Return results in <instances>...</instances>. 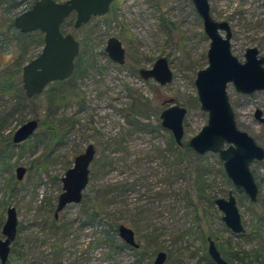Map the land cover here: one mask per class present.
Segmentation results:
<instances>
[{
    "label": "rangeland",
    "instance_id": "rangeland-1",
    "mask_svg": "<svg viewBox=\"0 0 264 264\" xmlns=\"http://www.w3.org/2000/svg\"><path fill=\"white\" fill-rule=\"evenodd\" d=\"M31 1L23 0L22 5L8 12L14 1L0 0V80L13 73L16 86L10 91L0 89V116L25 93L23 67L18 71L15 64L21 51L28 47L25 65L43 47H36L35 35L27 40L20 37L15 42L16 31L7 30L9 20L14 21ZM209 2L212 16L230 23L233 52L242 61L247 47L256 46L264 55V0ZM117 4L114 14L93 18L79 29L69 22L64 26L81 43L79 56H83L87 68L84 75L65 84L49 85L1 122L0 139L6 143L29 119L40 121L29 145L15 148L10 161L0 166L2 238L8 208L15 207L18 216L17 236L4 264H154L159 251L168 254L165 264H216L209 259V237L222 248L231 264H243L242 258L250 252L264 261L259 240L261 232L264 242V160L251 165L259 186V203L252 209L243 190L220 173L218 156L207 153L205 161L212 170L209 181L218 198H227L231 190L237 199L245 231L236 234L224 223L217 204L210 203L207 197L195 201L196 207L188 206L183 192L191 182L179 174L184 165L177 168L175 158L160 154L169 140L160 118L168 107L162 105L163 101L174 97L176 103L188 109L184 120L187 141L208 120L207 113L200 108L194 81L198 70L208 65L210 39L193 2L118 0ZM71 19L74 21L75 16ZM112 36L118 37L126 49L125 64L114 62L105 51ZM160 56L167 57L174 72L173 81L164 86L154 79H143L139 73L141 68H151ZM228 93L238 126L264 147V123L255 116L257 109L264 115V91L242 94L230 84ZM57 96L63 99H55ZM50 99L55 104L61 100L55 115L49 112ZM135 119L154 131L138 129ZM51 123L60 129L59 141L51 140L47 129ZM91 143L97 154L90 166L86 198L68 205L56 218L62 177L73 166L75 157ZM189 159L193 165L198 163L196 157ZM19 166L27 169L23 180L16 175ZM119 186L132 188L111 192V188ZM99 192L104 193L100 202L105 205L104 222L133 228L142 243L139 251L125 246L118 235L111 238L113 245L106 243L101 231L107 225H85L94 214L89 199ZM100 220L98 217L96 223Z\"/></svg>",
    "mask_w": 264,
    "mask_h": 264
},
{
    "label": "water",
    "instance_id": "water-1",
    "mask_svg": "<svg viewBox=\"0 0 264 264\" xmlns=\"http://www.w3.org/2000/svg\"><path fill=\"white\" fill-rule=\"evenodd\" d=\"M114 0H37L31 8L19 13L14 19V26L23 33L40 31L44 34L41 52L23 66V88L26 96L32 98L41 94L56 81L70 78L75 67V59L80 52V43L74 34H64L62 25L76 12L75 28L90 22L94 16L108 13ZM203 21L204 32L210 39L207 51L208 65L199 69L195 78V87L200 108L207 113V123L189 140L190 147L200 155L217 154L223 163L228 178L243 190L253 203L257 202L259 186L251 165L264 160V147L237 123L236 113L230 100L228 87L233 84L237 92L252 94L264 91V55L257 47H249L245 60L233 52V31L227 21L216 20L212 16L209 0H191ZM1 48V43H0ZM108 56L116 63L125 62L126 50L122 41L112 36L106 45ZM1 69V63H0ZM143 79H154L160 85L169 84L174 79V72L165 56H160L151 68H141ZM166 107L160 115L162 126L169 130L179 145L185 136L184 120L188 109L178 103L174 97L165 100ZM256 118L264 123L261 109L255 112ZM38 118L29 119L14 133L13 142L20 144L30 139L39 128ZM97 150L93 143L74 159L72 167L62 177L63 191L58 197L56 217L70 204L81 203L83 194L90 182V166ZM26 167L19 166L16 175L23 180ZM216 204L223 212V221L236 234L245 231L242 217L233 191L227 198L219 197ZM18 232V216L15 207L7 210V219L0 236V260L7 262L11 244ZM120 238L129 246L139 248L135 231L126 224L118 228ZM208 253L216 264H231L223 257L215 241L209 239ZM168 254L159 251L154 264H165Z\"/></svg>",
    "mask_w": 264,
    "mask_h": 264
},
{
    "label": "trees",
    "instance_id": "trees-1",
    "mask_svg": "<svg viewBox=\"0 0 264 264\" xmlns=\"http://www.w3.org/2000/svg\"><path fill=\"white\" fill-rule=\"evenodd\" d=\"M14 2L8 7L7 11L8 12H13L14 9L18 8L20 5H22V1L23 0H13ZM35 1L37 0H32L31 2H29L28 4V8H30L34 3ZM57 1H60V0H57ZM25 9V10H26ZM70 23L71 26L74 27V21H72V19H68L66 20L63 25H62V30H64L65 32V29H64V26L67 24V23ZM7 30L8 31H13L16 33V36H14L15 39V42L17 40L18 42V39L21 37L22 39H25L27 40L29 37H31L32 35H35L36 38L33 40V42L36 43V47H40V46H43L44 45V34L40 31H34V32H30V33H23L21 32L20 30H17V28L14 26V21L13 20H9V24L7 26ZM15 30V31H14ZM20 38V39H21ZM19 39V40H20ZM28 42L29 45L32 46V43L30 41H26V43ZM34 46V45H33ZM31 49V48H30ZM29 54V50H28V47L24 48L22 51H21V55H19L18 59L15 61V64L18 68V71H20V69L24 66V62L26 60V56ZM87 68L84 66L83 64V56H78L77 60H76V66H75V70H74V73L73 75L67 79V80H64V81H58V82H55L56 84H65L67 83L68 81L74 79V78H77V76H83L84 73L86 72ZM14 74L12 73L11 75H9L7 78H4L3 80H0V89L3 88V90H6V91H10L12 89H15L16 86L13 85V78H14ZM3 86V87H2ZM25 91V90H24ZM25 94V95H24ZM23 95H20L19 96V99H18V102H16L14 105H11L9 107V109L7 110V112L3 115L0 116V130L2 129L1 128V122L5 119H7L8 117L10 116H13L19 105L24 103V102H27V101H32L36 96L32 97V98H28L26 96V93H24ZM63 99L61 96H57V98L55 99ZM61 104V100L59 101L58 100V103L55 104V102H53L51 99H50V103H49V112L51 115H55L56 112L58 111V109L61 107L60 106ZM6 121V120H5ZM134 123H135V126L140 129V130H146V131H154V128H149L148 124L145 123L143 124V122H141L139 119H135L134 120ZM56 124L55 123H51L48 125V131L50 132L51 134V140L52 141H59V128H57L55 126ZM167 133L169 134V140H168V146L166 148H162L160 149V154L162 156H164L165 158L167 159H170L171 157L175 158V161L173 162L174 163V166L175 167H179L180 165H184L183 167V173H179L181 177H188L189 180H190V184L191 186L187 187L185 189V191L183 192L184 193V198L187 200V203H188V206H197L196 202L197 200H200V199H203V198H208V200L210 201V203L212 204H215L216 202V199L218 198V195L217 193L214 191V188H213V183L209 181V175L212 173V170H211V165L210 163L206 162V158L208 157V154H205V155H200V154H197L189 145V141H187L185 139V136L183 138V144L182 145H179L174 136L166 129ZM1 132V131H0ZM29 142H30V139L26 140L25 142L23 143H20V144H15L13 142V140L10 138H8L7 142L5 143L2 139H0V166H3L5 163L9 162L10 161V154L12 152L15 151V148H18V147H24V146H28L29 145ZM212 155H215V154H212ZM215 156H218L217 154ZM189 157H196V159H198V163L196 165H193L192 161H190ZM219 158V156H218ZM221 167L219 169L220 173H222L226 178H227V175L225 173V170H224V167H223V163L222 161L220 160V158L218 159ZM171 166V164H169ZM40 167L43 169L42 165L40 164ZM228 182L231 183V181L227 178ZM11 181V180H10ZM10 181L8 182V184L10 183ZM9 187V186H8ZM11 189L14 188V186L10 187ZM132 187H129V186H119V187H113L111 188V192L113 191H117L118 189H121L120 191L121 192H126L128 191L129 189H131ZM105 194L109 193L107 191L104 192ZM104 193H98L94 198L92 199H89V201L91 202V204L93 205V209H94V214H92L90 218L91 222L89 223H86L85 225H93V226H96L97 228L99 227H105L106 225V230L104 231H101L102 232V237L104 238V241L110 245H113L114 242L111 240L114 239L115 237H117V235L119 236V232H118V228L119 226L122 224V223H119V224H107V222H104V218H103V204L101 205V196L104 194ZM86 196H83V199H85ZM258 203H259V199L257 202L253 203L251 202V208L254 209L256 206H258ZM197 208H195L196 210ZM194 210V211H195ZM98 217H100V221L98 223H96ZM70 225H66L65 227L66 228H69ZM259 240H260V246L262 248V251L264 252V242L262 241L263 240V236L261 232H259ZM243 235H246V234H243ZM203 237L205 236L204 233L202 235ZM126 244V243H125ZM127 247H129L128 245H125ZM141 246H142V243H141ZM140 246V248H141ZM132 248V247H131ZM134 249L135 252L139 251V249ZM221 254L223 255V257L225 259L226 258V255L225 253L223 252L222 248L219 249ZM210 256V255H209ZM250 257H252L251 259H249ZM211 259V257L209 258ZM212 260V259H211ZM213 261V260H212ZM243 264H264V261H260L259 260V255L258 254H255L250 252L249 253V256L247 257H244L243 258Z\"/></svg>",
    "mask_w": 264,
    "mask_h": 264
},
{
    "label": "flooded vegetation",
    "instance_id": "flooded-vegetation-1",
    "mask_svg": "<svg viewBox=\"0 0 264 264\" xmlns=\"http://www.w3.org/2000/svg\"><path fill=\"white\" fill-rule=\"evenodd\" d=\"M117 1L118 0H114L112 3H111V5H110V9H109V11H108V13L107 14H105V15H103V16H94V17H92V19L93 18H98V17H104V16H106V15H111V14H114V12H115V9H116V5H118L117 4ZM32 7V6H31ZM30 7V8H31ZM29 9V8H28ZM72 16H75V19H76V12H73L70 16H69V18H67L66 20H68V19H70V18H72ZM91 19V20H92ZM65 20V21H66ZM90 20V21H91ZM89 23V22H88ZM87 23V24H88ZM74 24H75V20H74ZM84 25H86V24H84ZM84 25H82V26H84ZM81 26V27H82ZM80 27V28H81ZM74 29H76L75 28V26H74ZM79 29V28H78ZM63 31V33L64 34H67V33H72V34H74L73 32H67V31H65L64 32V30H62ZM74 36H75V34H74ZM75 38H76V36H75ZM77 39V38H76ZM78 40V39H77ZM79 41V40H78ZM79 43H80V41H79ZM107 45V44H106ZM124 46V45H123ZM252 47H256V46H252ZM125 48V47H124ZM247 48H249V47H247ZM258 48V47H257ZM80 49H81V43H80ZM259 49V48H258ZM126 50V49H125ZM247 50V49H246ZM105 51H106V47H105ZM260 51V50H259ZM246 52V51H245ZM107 53V52H106ZM260 53H261V51H260ZM79 54H80V52H79ZM79 54H78V56H79ZM262 54V53H261ZM263 55V54H262ZM78 56L76 57V59H75V66H76V60H77V58H78ZM125 62H126V56H125ZM125 62L123 63V64H125ZM119 64V63H118ZM122 65V64H121ZM74 70H75V67H74ZM74 70H73V73H74ZM73 75V74H72ZM22 76H23V73H22ZM69 79V78H68ZM67 80V79H66ZM64 81V80H63ZM56 82H58V81H56ZM53 83H55V82H53ZM52 83V84H53ZM38 95V94H37ZM36 96V95H35ZM165 101H163L162 102V105H164V106H166V105H168V104H166V103H164ZM164 110V109H163ZM96 148V147H95ZM97 150V149H96ZM263 161V160H262ZM255 162H260V161H255ZM254 163V162H253ZM252 168V167H251ZM254 173V172H253ZM255 175V174H254ZM231 191V190H230ZM229 191V192H230ZM228 195H229V193H228ZM83 196H84V194H83ZM83 200V199H82ZM258 201V200H257ZM82 202V201H81ZM55 212H56V210H55ZM55 217H56V214H55ZM56 218H58V216L56 217ZM130 227V226H129ZM135 231V230H134ZM135 235H136V231H135ZM211 237H209L208 238V247H209V239H210ZM136 240L140 243V246H141V241L140 240H138L137 239V235H136ZM214 240V239H213ZM215 241V240H214ZM216 243V242H215ZM128 245V244H127ZM217 245V244H216ZM129 246V245H128ZM140 246H139V248H140ZM131 247V246H130ZM218 247V246H217ZM133 248V247H132ZM135 249V248H134ZM136 249H138V248H136ZM219 249V248H218ZM243 259V258H242ZM214 262V261H213ZM215 263V262H214Z\"/></svg>",
    "mask_w": 264,
    "mask_h": 264
}]
</instances>
